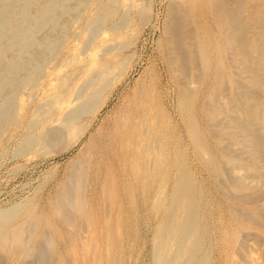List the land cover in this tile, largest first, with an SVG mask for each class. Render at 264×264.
<instances>
[{
    "label": "bare ground",
    "instance_id": "1",
    "mask_svg": "<svg viewBox=\"0 0 264 264\" xmlns=\"http://www.w3.org/2000/svg\"><path fill=\"white\" fill-rule=\"evenodd\" d=\"M102 3L0 0V138L26 116L43 78L28 72L26 63L45 48L48 64L67 20L78 23L80 8L90 13L78 43H67L74 52L48 71L56 85L30 114V126L42 125L43 133L24 135L19 155L56 153L77 142L128 67L122 52L149 22V6L140 0ZM169 3L165 59L179 91L190 159L208 172V181L197 182L186 155L171 142L167 119L151 112L147 92L122 110L125 116L106 139L98 136L101 145L88 144L87 159L83 153L76 160L54 195L35 194L0 210V264H119L122 248L115 247L107 224L108 203L117 200L114 187L120 186L111 166L115 157L120 171L128 172L132 193L142 191L153 204L156 264H213L214 254L216 264H264V0ZM132 9L137 19L129 16ZM120 12L121 20L113 22ZM52 35L55 44L48 43ZM91 47L94 53L85 57ZM135 104L140 113L131 118ZM211 195L221 207L214 227L206 220Z\"/></svg>",
    "mask_w": 264,
    "mask_h": 264
},
{
    "label": "rangeland",
    "instance_id": "2",
    "mask_svg": "<svg viewBox=\"0 0 264 264\" xmlns=\"http://www.w3.org/2000/svg\"><path fill=\"white\" fill-rule=\"evenodd\" d=\"M108 1L109 0H93V2L95 3L103 2L102 4H105ZM171 1L172 0H140V2L149 6L148 8L150 10V19L149 22L141 28L142 30L140 29V33L135 38L131 47H128L122 52V55L125 56V58L127 57V59L130 61L128 67L124 70V74L121 76V78L110 89L102 108L95 115L90 117L92 119L91 121L89 120L90 122L86 132L80 137L77 142L72 143L69 148H63V151L55 153L46 152V150L39 149L36 151H27L23 154L20 153V155L19 153H17L20 141L25 136H27L28 134L35 133L37 135L43 133L42 125L36 128H32L30 126V114L33 107L35 109L40 103L39 100L42 99L45 92L49 88L56 85V82L52 79L50 74H48V71L50 72L52 69L59 68L63 64L65 57L74 52L75 45H68L67 43L73 38L77 40L76 42L78 43V40L82 35L81 28L84 27L89 21L88 17L90 13L80 8L76 10L74 14L79 19L78 23H75L73 25L70 19L67 20L68 25L66 26L67 30L65 31V38L63 40L61 39L60 43L58 41V53L48 64L46 63V60L49 51L45 48L41 49L44 51H39L38 53H36V58L34 57L31 61L28 62L30 64L26 63V70L28 72L35 73V75L36 73L44 74L41 83L39 84L38 92L30 99V107L26 116L22 117L18 121V125L16 124L14 130L7 132L0 138L1 211L21 204L32 196H35V194H40V197L46 199L50 195H54L58 191L57 188L59 187L60 183L65 179L64 177H66L68 172L71 170V166H73L74 163L83 158V153L85 156L84 158L87 159V155H89L88 144H90V142L92 141L91 143H96L97 146L101 145L98 136H103V138L106 139L110 132L114 130L118 122H120L121 118L125 116L124 111H128L126 107L133 101L137 102L136 100L139 98V96L144 95L147 92V95L149 96L148 101L151 102V105L149 104V107H151V112L154 110L156 114L158 113L162 117L164 116L165 120L167 119V125H165L166 130L168 134L170 133L171 136H174L171 142L172 144L175 142L173 144L174 148H177L176 151H181L179 153L180 155L184 154V157L186 155L185 159L188 160L189 164L191 163L190 166L191 169L195 172H193L194 175L196 174L195 178L197 179V182L201 184L200 182L208 181V172L202 169L199 170L198 165H196V163L190 159L191 148L188 145L189 140L186 136V129L179 108V91L176 83L173 80L171 70H169L170 68L168 66V63L166 62L167 60L165 59L166 53L163 25L165 22L164 19H166L167 16V10L170 4L169 2ZM129 14L130 18L137 19L138 14L136 9H132ZM122 15L123 12L117 14V17H114L113 22H119L122 18ZM81 23L84 25H82ZM76 32H78V34ZM53 37V35L48 37V43H56L57 39L56 37ZM39 44L41 43L39 42ZM94 49V47L88 49L85 57L90 56V53L92 52L94 53ZM35 68L37 70H35ZM82 80L84 81V79ZM24 95L25 94H23V92L19 93L20 98H24ZM133 107L134 108H132L131 113L128 112L131 118L135 117L137 112L140 113V111H137L140 109H138L136 104ZM158 108L160 110H158ZM122 110L124 111L122 112ZM29 129L31 131H29ZM108 150V148L107 150H105V154L106 156L110 157L111 152L110 150ZM115 158L118 161L111 162V166L113 165V167H115L114 172L115 174H118H116V177L117 182L119 181L118 183H120V186L118 185L119 188L114 187V189L115 191L118 190L120 194L118 193L116 201L114 200L111 201V203H108L110 214L107 224H110L109 226H112L109 227V231H111V234L114 235L112 237H116L118 240H120L118 241L116 238H113V243L115 245H118L115 247L122 249L125 248L123 251L121 249L120 252H117V255L119 256L116 255V257H118V259L116 258V261L118 260L117 262H119V264H156L155 231L157 230V227L159 225H157L158 222L156 219V213L151 209V206H153V204L152 202L150 203V201L146 202V198L144 197V193L142 191H138L136 192V194L135 192L134 194L132 193L131 185H127L129 179V175L127 174L128 172L125 173V171L127 170H125L124 172L122 171L123 173L120 171V168L123 167L121 163H119V158ZM93 164L95 165L96 162L94 161ZM119 171L121 172V174ZM169 185L170 186H168V191L171 192L174 190L173 182H171ZM126 186L129 190H131L129 191L128 189H125L124 191L123 189L127 188ZM130 194L132 195L130 196ZM127 195H129L130 197H128ZM211 196V198H213L211 203L212 206L207 209V211L210 212V216L208 217L209 219H207L206 217V220L211 225V227H214V225H216V223H218L220 220L219 215L221 213V207L217 198L214 195ZM119 225L121 227L118 228L117 226ZM212 234L213 236H215L214 239L216 240L218 234L214 232H212ZM124 241H126V243H123ZM123 244L124 246H121ZM213 256V264H216L217 260L215 254Z\"/></svg>",
    "mask_w": 264,
    "mask_h": 264
}]
</instances>
